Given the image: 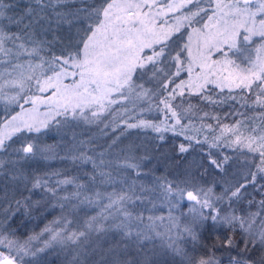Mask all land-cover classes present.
Wrapping results in <instances>:
<instances>
[{
	"label": "snow or ice",
	"instance_id": "obj_1",
	"mask_svg": "<svg viewBox=\"0 0 264 264\" xmlns=\"http://www.w3.org/2000/svg\"><path fill=\"white\" fill-rule=\"evenodd\" d=\"M62 2L55 0L56 4ZM49 8L53 9L51 15L46 11ZM53 20L62 34L49 39ZM146 82L153 86L145 87ZM233 88L251 92L254 103L264 107V0H81V7L74 12L55 10L53 0H29L22 8L17 0H0V101L19 108L14 115L7 109L0 114V154L8 156L0 158V175L28 186L29 178L16 165L35 157L38 150H47L28 142L27 134L41 132L50 122L57 128H71L79 122L102 125L101 131L120 128L119 135L128 129H151L161 141L164 133L170 132L187 141L177 146L182 157L190 149L201 153L195 174L189 168L183 179L160 177L151 189L140 185L142 192L156 193L150 201L153 207L155 199L172 207L191 202L187 222L173 217L171 208L165 222L163 216L145 217L130 207L148 199L137 192L136 181L124 182L126 189L118 191L90 186L112 184L113 172L106 169L113 165L116 170L133 169L139 175L135 157H125L123 162L106 160L108 149L89 155L83 150L85 141H79V147L63 158L91 164L92 173H86L89 184L77 177H64L49 186L46 178L33 176L31 188L43 187L67 211L88 205L98 208V213L84 219L76 230L67 227L73 221L62 215L63 223L53 221L58 230L51 226L43 229L50 237L42 248L32 247L37 236L21 241L14 232L0 231V264H34L37 254L53 242L70 249L69 264H159L156 239L172 256L173 264H177L176 258L178 264H225L217 252L227 256L226 264H264V130L245 134L236 121L232 126L225 124L211 140H201L188 134L191 121L186 113L192 105L185 114L178 111L179 104L173 106V101L186 93L215 104L212 94L216 90L231 92ZM41 105L45 106L43 113ZM133 111L163 115L158 123L119 116ZM185 119L188 122L182 123ZM19 133L25 135L16 148L10 141ZM119 135L108 148L117 143ZM72 139L75 141V136ZM204 144L206 151L197 148ZM223 148H232L233 154H225ZM11 153H16L17 159H12ZM239 160L243 166L232 171L230 161L235 164ZM206 175L214 179L201 183ZM67 185L74 190L61 192ZM252 192L262 197L257 212L238 215L234 206ZM15 204L17 208L29 207L22 200ZM218 226L226 229L222 235ZM237 230L242 249L232 238ZM111 234L118 239L111 241ZM186 238L192 242L191 250L181 243ZM253 249L259 253L258 261L250 255Z\"/></svg>",
	"mask_w": 264,
	"mask_h": 264
},
{
	"label": "trees",
	"instance_id": "obj_2",
	"mask_svg": "<svg viewBox=\"0 0 264 264\" xmlns=\"http://www.w3.org/2000/svg\"><path fill=\"white\" fill-rule=\"evenodd\" d=\"M28 2L29 0H17V4L21 8ZM53 7L57 11L74 12L77 8L81 7V0H63L60 4H56L55 0H53ZM52 10V8H49L46 11L51 15ZM52 27L53 32L48 33L49 39L53 34H62V31L55 29L54 20ZM145 79L147 80V78ZM152 86L150 82L145 83V87ZM230 97H235V99ZM212 99L216 101L215 104L204 101L196 95L189 96L186 93L184 97H177L176 101H173V106L180 105L178 111L181 114H185L184 110L188 108L189 104L192 105L191 111L186 113V116L191 121L188 134L198 136L201 140L204 137H208L211 140L213 135L218 136L220 134L219 129L225 124L232 126L236 121L240 122L239 131L245 134L251 133L252 129H255L257 132L264 130V107H261L259 103H254L255 97L251 92H245L243 89H235L231 90V92L228 89L222 92L216 90L212 94ZM25 107H30V105L25 104ZM114 107L119 108L120 105H115ZM7 111L11 114L17 113L15 111H18V107L10 105ZM204 113H208V115L205 116ZM127 115L134 116L136 120L143 117L146 120L158 123L163 114L156 111L140 114L133 111L131 113L121 112L119 114L120 117L125 118ZM188 119L182 120V123H187ZM208 125H211V127H208ZM102 127V125H88L84 122H79L75 123L71 128H57L54 126V122H51L47 128H43L41 132L36 133L38 137L35 138V143H41L37 145L38 149H47L46 151H37L39 155L43 156L44 160L41 159L38 162L20 161L16 165V168L22 170L25 176L29 178L27 181L28 186L25 187V182H12L7 175H0V231H4L5 234L14 232L15 238L21 241L27 240L30 236H37L38 238L32 241V247L34 249L42 248L44 247V241L50 237V233L43 232V229L46 226H51L58 230V225L54 224L53 221L60 220L63 223L61 219L62 215H67L68 219L73 221V223L67 225L68 228L73 230H76L78 224L82 223L84 219L96 215L92 213V210L88 212L85 209L86 205H81L75 212L62 209L58 201L50 193H47L43 187L31 188V178L33 176L46 178L49 186H55L56 181L64 177H77L81 183L89 184L86 173H92L91 164L80 165L79 162L74 163L68 158H63L67 156L70 150H76L79 147L78 142L81 140L85 141L83 150L87 151L89 155H95L108 149L105 153L106 160H120L123 162L125 157L133 156L139 164V175L133 169L116 170L113 165L106 170L113 172L114 182L110 185L95 184L91 185L92 187L100 191H118L121 188L126 189L124 182L131 183L132 181H136L137 192L142 193L143 196H147L148 199H145L143 204L138 201L135 205H130L134 211L142 212L145 217L148 215L163 216L165 222H167L171 208V215L173 217H179L181 223L187 222L189 215L185 213L186 208L184 205L186 204L180 203L176 208L162 200L155 199L156 206L153 207L150 201L156 197V193L142 192L140 185L151 189L155 187L157 178L160 177H167L169 180L183 179L186 169L191 167L193 172V167H195L194 165L200 159L201 153L190 149L182 157L177 151V146L180 143H187V141L184 140L183 136H176L170 132L164 133L165 140L161 141L156 138L159 134L153 132L151 129H128L123 135H119L120 128L112 131L110 127L101 131ZM121 127H123L122 123ZM231 134L226 133L225 135ZM117 135H119L117 143L108 148L113 137ZM73 136L76 138L75 141L72 139ZM18 139L20 140V136L14 135L10 142L13 144L19 143ZM200 147H203L206 151L208 146L207 144L197 145V148ZM213 151L218 150L213 149ZM221 151L225 154H233L232 148H223ZM14 155L11 153V157H14ZM46 155L50 157L48 158ZM0 158L8 159V156L5 154L2 156L1 154ZM230 166H232V161H230ZM10 167L11 165L8 168ZM55 173H59L60 175H54ZM213 179L214 177L211 175L201 178L202 181L207 180L209 182ZM1 189L4 190L1 191ZM5 189L8 191L7 200H5L3 194ZM60 190L61 192H65V190L71 192L74 189L72 185H67L61 187ZM216 190H220L219 187ZM88 194L92 195L91 192ZM26 197H30V199L25 200ZM261 199L262 197L259 192H252L251 195L245 197L244 200L234 206L236 212L246 215L249 212L257 211L259 207L258 202ZM15 200L25 201L29 207L27 209L24 207L17 208ZM36 201H39V203H35ZM72 203L75 204L76 201H72ZM12 211H14V215L10 216L9 212ZM217 231L222 235L226 229L219 228ZM232 238L238 242L239 248L242 249L243 242L239 230L232 233ZM109 239L114 242L118 239V236L111 234ZM101 243L104 242L101 241ZM153 243L157 249L155 258L159 262L172 258L169 253L159 247L161 244L160 239H156ZM181 243L186 249L191 250L192 242L190 238H186ZM62 252H65V254L62 255ZM216 254L226 264L227 256L223 252H217ZM250 255L257 261L259 260V253L255 249L252 250ZM70 260V249L53 242L51 247L37 254L34 258V264H69ZM62 261L64 263H61Z\"/></svg>",
	"mask_w": 264,
	"mask_h": 264
},
{
	"label": "rangeland",
	"instance_id": "obj_3",
	"mask_svg": "<svg viewBox=\"0 0 264 264\" xmlns=\"http://www.w3.org/2000/svg\"><path fill=\"white\" fill-rule=\"evenodd\" d=\"M170 16L171 15H173V14H169ZM254 40H259V37H255L254 38ZM245 55H247V53L245 54ZM252 55L253 56H255L256 54H255V52H253L252 53ZM237 63H240V60H238L237 61ZM241 66H245V65H241ZM237 90V89H240V88H233L232 90ZM10 105H15V104H7L5 101H0V114H4L5 113V109H8V107L10 106ZM27 108V107H26ZM18 111H19V108H18ZM18 111H15V112H18ZM39 111L41 112V113H43L44 111H45V106L44 105H41L40 106V108H39ZM10 113V112H9ZM11 114V113H10ZM14 114H16V113H12V115H14ZM40 119H44V117L43 116H41L40 117ZM51 123V122H50ZM49 123V124H50ZM16 135H19L20 137L21 136H23V135H25V134H23V133H19V134H16ZM28 135V137H30L31 139L28 141V142H32L34 145H40L39 143H35V138L36 137H38V134H36L35 132H33V133H29V134H27ZM18 141H19V139H18ZM21 142H23V141H21ZM21 142H19V143H14L13 145H14V147H16V148H19L20 147V143ZM10 143H12V142H10ZM47 153V152H46ZM13 154H15L14 155V157H11L12 159H17V154L16 153H13ZM1 155V154H0ZM4 154H2V156H3ZM22 155V154H21ZM48 158L50 157L49 155H46ZM41 159H43L44 160V158H43V156L42 155H39V153L37 152L36 153V156L35 157H31V158H28V159H26V160H22L21 162H24V161H35V162H38V161H40ZM50 159H53V158H50ZM236 159V157H235V155H233V160H235ZM10 165H6V168H8ZM243 166V161L242 160H239V161H237L235 164H232V166H231V169H232V171H237L238 169H240L241 167ZM190 169H191V171H192V168L191 167H189ZM196 171H197V169L195 168V167H193V174H195L196 173ZM25 175V174H24ZM229 178H231V174L229 175ZM201 182L202 183H208L209 181H207V180H201ZM91 186V185H90ZM4 189H1V191H3ZM217 191H219V190H217ZM4 194V193H3ZM5 197V196H4ZM7 198L8 197H5V200H7ZM181 204H186V205H184L185 206V208H186V214L187 215H189V208H188V206H189V204H190V202H187L186 200L185 201H183V202H181ZM182 205V206H183ZM177 208V207H176ZM85 209L88 211V212H90L91 210H92V213L93 214H97L98 213V211H99V209L98 208H96V207H91V206H88V205H86V207H85ZM255 212H257V211H255ZM255 212H253V213H255ZM238 215H244V213H237ZM258 224H259V220L257 221V225H254V228H256L257 226H258ZM217 229H219V226H218V228ZM187 241V240H186ZM155 250H157V249H155ZM6 251V250H5ZM65 254V252H62V255H64ZM158 257V256H157ZM28 259H30V258H26V260H28ZM156 259V258H155ZM177 259V264H178V258H176ZM157 260V259H156ZM65 261V260H64ZM64 261H62L61 263H64ZM158 262H159V260H157ZM159 264H173V258H170V259H168V260H161L160 262H159Z\"/></svg>",
	"mask_w": 264,
	"mask_h": 264
},
{
	"label": "water",
	"instance_id": "obj_4",
	"mask_svg": "<svg viewBox=\"0 0 264 264\" xmlns=\"http://www.w3.org/2000/svg\"><path fill=\"white\" fill-rule=\"evenodd\" d=\"M187 201V200H186ZM187 202H189V201H187ZM191 203V202H190Z\"/></svg>",
	"mask_w": 264,
	"mask_h": 264
}]
</instances>
